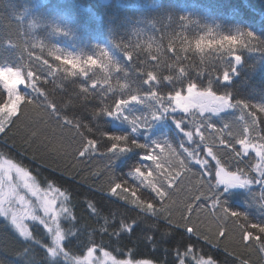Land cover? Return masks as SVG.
Listing matches in <instances>:
<instances>
[{
    "label": "trees",
    "instance_id": "obj_1",
    "mask_svg": "<svg viewBox=\"0 0 264 264\" xmlns=\"http://www.w3.org/2000/svg\"><path fill=\"white\" fill-rule=\"evenodd\" d=\"M209 30L226 36L250 31L259 41L264 42V0H0V63L30 65L34 74L40 78L37 83L60 110L58 115L66 114L68 118L79 121L80 131L86 136L102 139L100 132L122 135L148 148L154 143L168 140L174 143L177 153L184 159L186 154L178 147L180 140L171 115L151 120L150 105L131 104L125 109L129 119L149 118L146 126L136 128L135 131L133 125L123 117L94 115L102 106L101 93L106 86L98 84L97 88L92 90L95 94L88 95L85 99V94L80 89L82 85L90 87V79L67 75L65 68L68 72H78L79 69L62 65L54 56H50L48 51L58 48L63 54L84 59L105 50L122 69L121 72L113 73V85L117 79L121 82L126 80L139 93H147L151 89L143 84V77L138 75V72L141 67H145L142 61H146L148 65L155 63L149 58L147 46L151 43L152 53H156L159 47L165 58V66L159 69L161 76L169 74L166 64L174 62L176 53H179L180 63L187 70L185 79L191 78L202 86H207L211 78L214 90H217L218 94H230L233 102L244 101L264 106V49L248 50L239 44L233 45V55L239 54L241 57L238 65L227 56L219 58L221 54L207 48L206 41L202 45L204 52L199 53L195 49V41ZM181 34L187 37V40L181 44V41L176 39V52L168 51L170 38L175 39ZM8 41L17 47H7ZM33 43L42 44L43 48H33ZM122 46H126L127 51H133L132 60L126 58ZM183 47H187L188 51H181ZM36 57L40 59L37 60ZM44 60L52 66L51 72L48 65L43 63ZM57 65H60L59 69ZM224 70H231L230 82L226 84L222 81ZM172 71L175 72V69ZM198 72L203 74L197 75ZM92 75L93 73L89 74L90 77ZM217 77L221 79L217 81ZM21 88L23 89V86ZM169 89L167 83H161L158 90L167 93ZM130 93L131 88L126 92L111 93L106 102L111 103L116 98ZM252 111L256 113L257 131L264 135V113L258 109ZM50 112L51 110H46L38 104L22 105L19 119L10 126L7 134L0 133V155L11 158L26 168L41 188H47V185L52 183L54 187L68 191L71 204L75 206L78 227L84 230L86 235L96 230L94 238L97 251H101L103 245V250L110 252L111 256L117 259L128 258L127 251L132 244L126 241L123 250H117V245L111 243L106 234L99 232L103 219L89 215L87 204H96L101 210V216L107 215L110 209H128L131 215H135L136 210L111 196L108 190L110 176L106 159L97 155L81 158L78 155L82 143L81 136L77 134L76 129L65 126L62 120L58 121L57 116L51 115ZM241 115H244L245 120L252 119L247 111L242 113L237 108L226 110L219 115L206 113L205 117H200L197 112L196 120L210 118L216 129H223L225 124H228L234 133L239 134L243 127V122L238 119ZM83 125L91 127L94 131L89 133ZM211 131L208 129L205 134ZM251 135L253 142L258 143L256 133ZM199 143L198 137H194L193 143L184 139V147L196 148L201 158H204L202 145L197 148ZM233 143L239 150L240 146L235 144V141ZM142 155L143 150L135 149L121 156L114 163L115 174L126 176L133 165L140 163ZM223 162L226 168L233 171L239 166L248 169L252 177L257 175L249 167L257 162L252 151L248 157L243 158L224 155ZM185 163L191 170H180L181 175L168 189L170 197L166 199L173 218L177 220L191 202L194 209L192 219L198 222L202 236L181 240L179 233H182L183 229H178L177 234L174 237H166L155 252L143 244L137 245L136 258H151L156 264H178L174 245L181 242V253L191 244L194 255L210 254L217 264H239L237 257L246 260L247 264H264V253L255 247L244 248L240 244L238 230H234V235L228 240L215 236L216 220L211 215V201L195 198L198 193L207 190L202 187L201 181L209 178L199 175L201 169L194 161L185 160ZM177 170L173 167V172ZM262 197L264 183H253L247 189H227L222 198L229 209L247 215L254 223H264ZM197 204H200V207H196ZM153 220L154 218H149L148 222L152 223ZM27 223L30 229L34 230L33 222ZM62 223L67 227L66 222ZM159 225L160 231L155 233L156 239H160L162 235L164 220L161 219ZM145 228L146 225L142 223L137 229V234ZM34 235L39 238V233L35 230ZM187 235L185 234L186 237ZM203 236L213 241L220 239L222 243L219 247H213ZM28 247L29 244L0 217V264H46L43 248L32 246V250L25 254ZM75 254L81 255L80 252ZM186 264H194L192 257L186 258Z\"/></svg>",
    "mask_w": 264,
    "mask_h": 264
},
{
    "label": "snow or ice",
    "instance_id": "obj_2",
    "mask_svg": "<svg viewBox=\"0 0 264 264\" xmlns=\"http://www.w3.org/2000/svg\"><path fill=\"white\" fill-rule=\"evenodd\" d=\"M149 39L151 40V37ZM176 39H179L183 44L187 37L181 34L177 35L175 39L170 38L168 51L176 52ZM205 41L207 48L221 54L219 58L223 59L224 56H227L237 65L241 62V57L239 54L233 55V45L239 44L248 50L264 49V42L259 41L250 31L226 36L217 35L209 30L196 39L195 49L197 52H204L202 45L205 44ZM6 46L17 47L11 41H8ZM31 47L43 48V45L33 43ZM147 47L150 53L149 58L155 63L148 65L146 61H142L141 63L145 67H141L138 72V75L143 77V84L151 89L147 93H139L126 80L121 82L120 79H117L113 85V73L121 72L122 69L105 50H100L97 55L84 59L71 54H63L58 48L49 50L48 54L54 56L55 60L60 61L62 65H70L72 69H79L78 72H68L65 68L64 71L67 75L83 76L90 79V87L82 85L80 89L85 94V99L88 95L95 94L92 90L96 89L98 84H101L102 87L106 86L101 93L102 106L94 113L96 116L123 117L133 125V131H135L136 128L146 126L149 118L129 119L125 114V109L131 104L150 105L152 107L151 120H159L165 115H171L180 140L178 147L186 154L184 159H181V155L177 153L174 143L168 140L154 143L151 148H148L144 144L130 141L127 136L122 135L100 132L102 139L86 136L80 131L79 121L68 118L66 114L58 115L60 110L55 102L49 99L46 91L39 86L37 81L40 78L27 64L0 63V73H2L0 76V133L7 134L10 126L19 119L22 105L38 104L46 110H51L50 114L56 115L58 121L62 120L65 126L76 129L82 140L78 150V155L81 158L97 155L106 159L110 176L108 190L111 196L117 197L118 200L131 205L136 210L135 215H131L128 209L124 211L119 208L110 209L107 215L101 216V210L96 204L92 202L87 204L89 215L103 219V224L99 226V232L106 234L109 241L117 245V250L122 251L126 241L132 244V247L127 251L128 258L125 259L111 256L110 252L104 251L103 245H101L100 250L103 257H110L111 264H156L151 258H136L137 245L143 244L144 247L151 248L155 252L158 245L166 237H174L178 229H183V232L179 233L181 240L190 239L191 236L197 238L202 236L198 222L192 219L194 209L191 207V202L181 213L180 219L177 220L173 218L166 199L170 197L168 189L181 175L180 170H191L185 160L194 161L201 169L199 175L209 178L201 181L202 187H206L207 190L198 193L195 198L211 201V215L216 220L215 236L228 240L234 235V230H238L239 242L244 248L255 247L259 252L264 253V223H254L247 215L229 209L222 198L227 189L246 187L253 183H264V135L257 131L258 121L255 111H252L258 109L259 112L264 113V106L244 101L233 102L230 94H218V91L214 90L211 78H209L207 86H202L191 78L185 79L187 70L180 63L179 53H176L174 62L166 64L169 74L161 76L159 69L165 66L164 55L159 47H157L156 53H152L151 43ZM122 50L126 58L132 60L133 51H127L126 46H122ZM180 50L187 52L188 48L183 47ZM29 55L31 56L30 51ZM36 59L39 60L40 57H36ZM43 63L48 65L51 72L52 66L48 64V61L44 60ZM56 67L59 69L60 65ZM173 69L175 72L172 71ZM90 73H93L92 77L89 76ZM202 74V72L197 73V75ZM124 75L127 76V73ZM230 76L231 70H224L222 81L225 84L230 82ZM220 79L221 77H217V81ZM161 83H167L170 86L167 93H161L158 90ZM130 88V94L116 98L111 103L106 102L109 94L126 92ZM39 97L43 99H38ZM237 108L242 113L247 111L248 115L252 117L251 120H245L244 115L238 118L243 122L242 132L239 134L234 133L228 124H225L223 129H216L210 118L196 120L197 112L200 117H205L206 113L219 115L226 110ZM177 113L184 115H176ZM186 117H191V119ZM83 127L89 133L94 131L87 125H83ZM208 129L212 131L206 135ZM254 132L259 140L258 143L253 142L251 134ZM194 137L199 138L200 143L197 148L202 145L204 158H201L196 148L184 147V139L193 143ZM233 141L240 146L239 150L234 147ZM135 149L143 150L140 163L133 165L132 170L126 176H117L114 171L115 161ZM250 151L254 152L257 158V162L249 166L251 171L257 174L255 178L249 174L248 169L238 166L233 171L224 166V155L230 158H243L248 157ZM222 153L223 155H221ZM172 157L175 159H170ZM173 167L178 170L173 172ZM213 180L215 183H212ZM20 188L36 197L43 216L38 215L36 210L31 207V202L26 201L25 197L20 195ZM50 193H55V195H50ZM74 207L71 204L68 191H62L59 187H54L52 183H49L47 188H41L35 177L26 168L13 159L0 155V217L4 218L8 225L18 233V236L29 244V247L25 249V254L32 250V246H39L45 250L46 264H102L101 261L92 259L93 253L97 251L94 238L96 230L86 235L85 231L78 227L79 221L75 215ZM196 207H200V204H197ZM149 218H154L152 223L148 222ZM161 219L164 220L165 226L160 239H156L155 233L160 231L159 221ZM28 221L33 222L34 230L39 233V238L34 235V230L30 229ZM62 221L66 222L67 227ZM142 223L146 225V228L137 234V229ZM40 226L43 228L41 229ZM185 234H188L187 237ZM203 239L207 243L213 244V247H219L222 243L220 239L213 241L207 236H203ZM181 247H183L181 242L174 245L178 264H186L187 257H192L194 264H217L216 259L210 254L194 255L191 244L182 253ZM85 250L86 255H84ZM75 252H80L81 255H76ZM237 260H239V264H247L246 260L239 257Z\"/></svg>",
    "mask_w": 264,
    "mask_h": 264
},
{
    "label": "rangeland",
    "instance_id": "obj_3",
    "mask_svg": "<svg viewBox=\"0 0 264 264\" xmlns=\"http://www.w3.org/2000/svg\"><path fill=\"white\" fill-rule=\"evenodd\" d=\"M1 75H2V73H1ZM185 95H186V93H185ZM177 114H183V113H177ZM250 186H251V184L249 186H246V187H236V188H231V189H247ZM19 193H20V195H23L25 197L26 201L31 202V207L36 210L38 215L43 216V211L40 208L39 202L37 201L36 197H33L29 192H27L23 188L19 189ZM50 195H55V193H50ZM58 203H59V201H58ZM15 206L19 207L18 205H15ZM84 255H86V253ZM92 259L94 261H101L102 264H111V258L110 257H103L102 251L94 252Z\"/></svg>",
    "mask_w": 264,
    "mask_h": 264
}]
</instances>
